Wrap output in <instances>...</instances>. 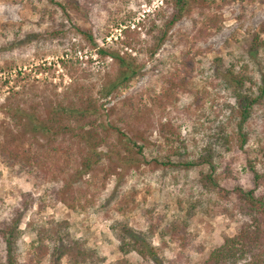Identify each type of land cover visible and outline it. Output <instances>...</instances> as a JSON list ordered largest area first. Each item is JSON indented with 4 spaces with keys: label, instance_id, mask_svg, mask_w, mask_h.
Instances as JSON below:
<instances>
[{
    "label": "rangeland",
    "instance_id": "1",
    "mask_svg": "<svg viewBox=\"0 0 264 264\" xmlns=\"http://www.w3.org/2000/svg\"><path fill=\"white\" fill-rule=\"evenodd\" d=\"M163 1L0 0V145L23 147L53 167L48 180L35 188V182H28L25 175H13L0 162V222L15 213L22 215L15 242L19 257L26 256L35 240L25 228L29 221L34 227L44 228H49V223L62 224L76 239L97 249L105 257L103 264H112L122 256L116 234L127 228L132 237H144L148 224L159 218L162 223L169 222L191 205L197 209H191L195 217L187 229L195 238L190 264H197L200 257L221 243L223 234L232 232L227 216L211 212L218 202L214 192L200 183L199 172L210 171L205 166L188 170L162 166L164 152L160 150L165 139H170L168 131L172 127L184 138L181 147L186 148L173 161H191L201 153V140L208 132L206 119L222 121L228 113L223 102L232 103L229 91L221 86L229 65L237 70L239 64L247 63L258 79L248 48L252 34L264 23V3L246 0L221 5L220 0H206L168 32L161 49L151 56L149 49L161 26ZM210 24L215 25L210 34H202L201 29H208ZM88 31L96 46L89 41ZM100 47L136 57V63L144 65V75L118 92L102 96L101 89L115 79L117 68L109 58L97 54ZM186 52L193 60L188 68L192 71L188 91L176 93L173 101L162 95L164 79L175 73ZM78 93L96 101L98 121L109 130L98 148L102 161L92 171H81V175L78 149L82 145L77 140L63 135L34 136L4 112L7 107L13 113L20 108L41 117L57 101L76 100ZM196 97L201 103L198 108L193 105ZM198 121L204 126L195 130ZM244 132L248 139L243 150L223 155L227 161L234 160L232 174L236 179L224 181L219 167L214 172L218 184L227 189L250 188L245 164L247 158H256L259 165L264 155V107L253 112ZM125 138L141 147V153L132 149L140 165L126 171L125 166L119 168L115 158V149H124ZM53 190L61 191L68 202H61ZM28 194L42 196L46 209L38 211L37 202L31 203ZM213 207L218 209L219 205ZM150 245L161 259L171 257L167 247L158 249L157 236ZM196 249H201V256ZM128 258L135 264L148 262L135 253ZM40 264H50L49 257ZM60 264L67 263L62 259Z\"/></svg>",
    "mask_w": 264,
    "mask_h": 264
},
{
    "label": "trees",
    "instance_id": "2",
    "mask_svg": "<svg viewBox=\"0 0 264 264\" xmlns=\"http://www.w3.org/2000/svg\"><path fill=\"white\" fill-rule=\"evenodd\" d=\"M54 2V0H48ZM246 0H220L221 5L233 2H244ZM264 3V0H249V2ZM164 9L160 12L161 26L157 28L153 36L149 49L150 55L161 49L167 39L168 32L184 17L189 16L191 12L199 7L206 0H164ZM66 19H69L67 13H62ZM154 28V24L152 25ZM208 29L203 27L202 34L209 35L213 24ZM127 31H125V35ZM90 42L93 39L90 31L87 33ZM95 45V43H93ZM96 46V45H95ZM126 48H130V43L125 42ZM249 58L254 62L258 79L252 73L251 67L247 63L239 64L235 70L234 65H229L224 72L222 79L223 89L229 91L232 103L223 102L227 114L222 121L206 119L208 132L205 138L201 140L203 147L201 153H198L191 161H180L176 163L173 158L181 156V150H186L181 143L184 138L171 127L168 131L170 139H165V145L161 151L164 152L161 161L162 166L180 167L186 170L193 167L205 166L206 171L199 172L200 183L204 189L213 191L219 205L218 209L213 206L211 212L221 213L227 216L229 224L233 225L230 234H223L221 243L212 247L207 255L200 257L197 264H264V155L261 156L257 169L258 160L246 159L245 168L250 176V188L244 190L239 186L226 188L218 184V176L214 172L219 167L222 171V179L226 182L235 180L232 174V165L234 160H225V152L242 151L247 142V134L244 132V125L248 124L253 112L264 107V23L261 24L257 32L252 34L248 48ZM135 52V51H134ZM138 53V51H136ZM135 53V55L137 54ZM97 54L109 58L115 63L117 74L114 80L107 83L105 89H101L102 96L106 97L118 92L122 87H127L132 81L137 80L144 75L143 64L136 63V57L124 53L109 51L105 48H98ZM193 60L189 53L182 56V61L176 68L174 74H170L164 79L166 87L165 93H162L169 99L176 100L175 94L188 91V84L192 71L188 68L192 66ZM154 68V67H153ZM152 68V69H153ZM76 100L57 101L51 109L45 111V115L37 117L34 114H27L24 110L17 108L13 113L10 107L4 109L5 114L11 115L16 125H22L24 130L32 135L39 134L42 138L53 136H69L77 140L82 147L78 151L82 155L80 163V175L86 171H92L94 165H98L102 159V154L98 148L104 144L105 137L109 130L107 126L98 121L100 112L96 101L91 97H86L78 93ZM64 100V99H63ZM193 105L198 108L201 105L200 99L196 97ZM221 114V111L218 112ZM217 117V115H216ZM201 128L203 123H196ZM264 135V133H263ZM119 138V136H118ZM136 138V137H135ZM125 155H122L123 148H116L115 158L118 160L119 168L125 166V171L129 168L137 167L139 161L132 153L133 148L141 153V147L134 141L125 138ZM197 148V143L191 138ZM170 142V143H169ZM169 148L165 149L166 146ZM137 146V147H135ZM237 149H236V148ZM160 149V145L158 147ZM250 154V153H248ZM112 159V157H108ZM0 162L11 169L13 175L23 176L28 182H35V188H39L53 174L52 168L40 156L31 154L27 149L11 147V145H0ZM145 162V161H144ZM141 164H143L141 162ZM140 165V164H139ZM59 168L58 166H54ZM83 171V172H81ZM55 196L63 203L67 199L61 191L53 190ZM25 197V196H23ZM27 198L31 203L37 202L38 211H44L47 203L41 197ZM22 203V208L27 207ZM195 205L188 207L184 214L173 215L171 221L162 223L159 218L156 223L148 224V231L144 237H132L129 229L116 234L119 241V252L121 258L112 264H135L128 255L135 253L147 264H190V253L193 250L195 238L187 231L190 222L195 217ZM210 212V211H209ZM22 215L15 213L9 220L0 222V264H40L47 256L50 264H60L64 259L67 264H103L105 257H102L97 249L90 247L87 243L76 239L71 232L59 225L49 223V228L43 226L34 227L32 222L26 223L27 231L35 236L30 250L24 258L19 257L16 251V239L20 233V223ZM158 237L159 247H167L172 252L171 257L161 259L157 255V249L151 247L150 241L153 237ZM136 238V239H135ZM167 244H170L169 247ZM200 252L201 249H196ZM201 256V252L198 253ZM141 264V263H137Z\"/></svg>",
    "mask_w": 264,
    "mask_h": 264
}]
</instances>
